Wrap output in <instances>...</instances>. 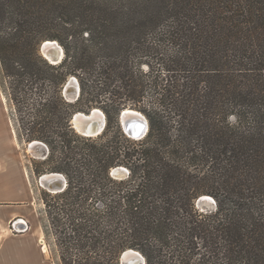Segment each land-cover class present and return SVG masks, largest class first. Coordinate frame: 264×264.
I'll return each mask as SVG.
<instances>
[{"label": "trees", "instance_id": "16d2710c", "mask_svg": "<svg viewBox=\"0 0 264 264\" xmlns=\"http://www.w3.org/2000/svg\"><path fill=\"white\" fill-rule=\"evenodd\" d=\"M0 66L26 141L50 147L34 173L67 179L42 197L61 264H264V0H0ZM94 108L106 129L82 136L71 118Z\"/></svg>", "mask_w": 264, "mask_h": 264}, {"label": "rangeland", "instance_id": "374dc122", "mask_svg": "<svg viewBox=\"0 0 264 264\" xmlns=\"http://www.w3.org/2000/svg\"><path fill=\"white\" fill-rule=\"evenodd\" d=\"M5 80L0 66V133L9 141L6 143L4 140L5 138L3 139L0 137V147H8L15 150L17 157H19L26 165L28 171L27 177L33 198L30 202V209H28L29 211L27 214L31 221V230L27 233H21L20 235L15 236V234H19V232H16L17 230L13 229L14 235L9 236L2 241L3 246L4 243L11 238L4 245L3 249H1L2 246L0 247V264H61L54 237L52 234H46L44 229V226L46 225V217L42 197L47 190L39 185V176L34 173V170L38 167L40 168L45 160L40 156H35L29 150L28 145L30 142L26 141L27 135L24 130H22L25 122H22V120H24L22 117L25 116L26 118V115L25 113L18 112L15 108V105L10 98L8 85ZM196 205L197 208L205 211L213 210L216 207L213 202L206 203L202 206H198L196 202ZM40 237L45 239L48 246L47 254L41 252L40 243L38 241Z\"/></svg>", "mask_w": 264, "mask_h": 264}, {"label": "water", "instance_id": "95a60500", "mask_svg": "<svg viewBox=\"0 0 264 264\" xmlns=\"http://www.w3.org/2000/svg\"><path fill=\"white\" fill-rule=\"evenodd\" d=\"M57 42L58 41L55 42V40H47L44 41L40 46L41 55L46 58L51 64H54L52 63L53 60L57 61L58 64H60L65 57L64 48L60 45L59 42L57 44ZM80 93L81 86L78 79L75 77H70V80L68 79L63 90L65 98L69 102H74L79 98ZM128 109L131 112H138L143 117L141 119H136L134 117L130 118L124 124L122 120L125 110H123L119 116L120 123L128 137L135 140H140L148 134L149 122L143 113L132 108ZM97 111H99L101 115L97 114ZM75 120L79 121V125L81 126L80 130L76 128ZM106 125V114L99 108H94L89 112H77L73 115L72 118L73 128L76 130V132L85 137H97L101 135L105 131ZM28 148L36 153H33L35 156L45 157L48 153V147L42 141H32L29 143ZM128 173L129 172L125 167H118L111 171V175L115 178H125ZM38 182L42 188L51 193L61 192L67 186V179L65 175L59 172L45 173L39 176ZM210 202L215 203L214 199L211 196L204 195L199 198L197 204L198 206H202ZM120 264H146V258L140 251L135 249H128L121 254Z\"/></svg>", "mask_w": 264, "mask_h": 264}, {"label": "crops", "instance_id": "0c3cea01", "mask_svg": "<svg viewBox=\"0 0 264 264\" xmlns=\"http://www.w3.org/2000/svg\"><path fill=\"white\" fill-rule=\"evenodd\" d=\"M0 137L5 138L1 133ZM4 140L9 142L6 138ZM27 172L26 165L17 157L15 150L0 147V247L5 238L14 235L13 229L19 232L15 236L31 230V221L27 214L33 194ZM8 230L11 231L10 235L3 236Z\"/></svg>", "mask_w": 264, "mask_h": 264}, {"label": "bare ground", "instance_id": "6f19581e", "mask_svg": "<svg viewBox=\"0 0 264 264\" xmlns=\"http://www.w3.org/2000/svg\"><path fill=\"white\" fill-rule=\"evenodd\" d=\"M57 44H58V42H57ZM52 63L58 64V62L57 61H54V60H53ZM97 114L101 115V113L99 111H97ZM133 117L136 118V119H141L143 116L141 114H139L138 112H131L129 109H125V113L123 114V120L122 121L125 124L128 119L133 118ZM75 126H76V128L78 130L81 129V126L79 125V121L78 120H75ZM29 150L32 153L36 154L33 150H31V149H29ZM10 233H11V231L8 230V233H5L3 236L10 235ZM38 241L40 243L41 252L43 254H47L48 253V246H47V244L45 242V239L43 237H40Z\"/></svg>", "mask_w": 264, "mask_h": 264}, {"label": "flooded vegetation", "instance_id": "af4514ba", "mask_svg": "<svg viewBox=\"0 0 264 264\" xmlns=\"http://www.w3.org/2000/svg\"><path fill=\"white\" fill-rule=\"evenodd\" d=\"M81 94V93H80ZM78 100V99H77ZM69 102V101H68ZM75 102V101H74ZM100 109V108H99ZM102 110V109H101ZM91 111V110H90ZM103 111V110H102ZM77 113V112H76ZM105 113V112H104ZM75 114V113H74ZM73 114V115H74ZM121 114V113H120ZM72 118H73V116H72ZM72 118H71V126H72ZM107 118V117H106ZM119 122H120V119H119ZM107 126V125H106ZM120 126H121V128H122V130L124 131V129H123V127H122V125H121V123H120ZM72 128H73V126H72ZM74 129V128H73ZM75 130V129H74ZM76 131V130H75ZM78 133V132H77ZM124 133H125V131H124ZM103 134V133H102ZM126 134V133H125ZM81 135V134H80ZM127 135V134H126ZM128 136V135H127ZM43 143H45V142H43ZM46 144V143H45ZM47 145V144H46ZM47 147H48V153H47V155L45 156V157H42L43 158V160H47L48 159V157H49V155H50V147L47 145ZM50 173V172H49ZM45 174V173H44Z\"/></svg>", "mask_w": 264, "mask_h": 264}]
</instances>
